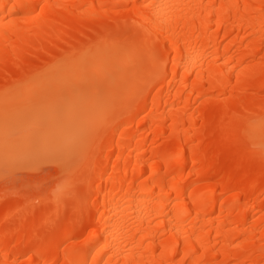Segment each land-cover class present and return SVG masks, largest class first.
Masks as SVG:
<instances>
[{"label": "bare ground", "instance_id": "bare-ground-1", "mask_svg": "<svg viewBox=\"0 0 264 264\" xmlns=\"http://www.w3.org/2000/svg\"><path fill=\"white\" fill-rule=\"evenodd\" d=\"M94 77L23 128L11 85ZM50 158L74 200L8 184ZM0 159V264H264V0H0Z\"/></svg>", "mask_w": 264, "mask_h": 264}, {"label": "rangeland", "instance_id": "rangeland-1", "mask_svg": "<svg viewBox=\"0 0 264 264\" xmlns=\"http://www.w3.org/2000/svg\"><path fill=\"white\" fill-rule=\"evenodd\" d=\"M96 36V35H94ZM97 35L96 37H99ZM90 40H87L86 43H83L84 45H87ZM127 62L123 61L121 63V66L118 68H112L109 70L108 76L107 77H117L118 83L116 84V88L121 91L122 89H128L126 92H130L134 90L136 87V84L138 83L139 75L142 76V74L137 73L133 78H134V84L131 86V84L127 81H125V77L128 74V67H127ZM13 84V83H12ZM111 83H106L101 80H97L95 77L92 79L87 80L86 82H83V85H81L79 80H73L69 79L67 82L62 83V82H55V81H50L48 82V85L40 83L35 85L34 87H29L28 83H23L22 85H11L9 91L14 92L16 90H20L19 95L23 96V98H32L31 101L33 100V103L36 109L38 111L28 112L27 110H18V107L14 106H8L6 110L9 112H12V114L16 115L19 117V119L24 118L26 112L31 114L30 118L28 119L27 123L24 125L23 128H29L33 122H35L38 119H41L45 116V113L50 110L49 107L52 104H59L62 103V101H73L74 103L77 102L76 104L79 105V100H86L88 98V101H91V92L96 91L95 93L101 92H107V91H112L113 90V85H110ZM42 86H45L42 88ZM9 87V86H8ZM121 89V90H120ZM130 90V91H129ZM8 91V92H9ZM10 94V93H8ZM37 96V97H36ZM35 97V98H33ZM26 104H29L27 102ZM63 105V103H62ZM62 105H58V108H62ZM76 106V105H75ZM17 108V109H15ZM46 108V112H42V110ZM99 108V107H98ZM98 108H94L90 114V120H94L96 116L98 115ZM46 113V114H47ZM61 123L63 121L71 123V120L67 118V116L60 117ZM59 119V120H60ZM74 125V124H73ZM39 148L34 147L31 148L29 151L28 155L31 157L32 155L36 154L38 152ZM83 158V157H82ZM54 160L53 158L47 159L43 162H40L37 165H30L29 167H25L24 169L17 171L13 174L12 177H10L8 184H13L16 187H19L21 189H25L29 193V195H32L33 192H36L35 190L37 189H48L47 191H52L53 192V187L55 185H52L51 187H44L43 182L45 180H51L52 177L56 176L57 172V165L53 164L52 162ZM88 160V156H87ZM87 160L86 159H81L80 163L74 167L73 171L71 173H66L64 174L63 178L66 179L70 177V175L75 176V184H79L84 177L86 176V169H87ZM2 164H3V159H0V171L2 170ZM35 189V190H33Z\"/></svg>", "mask_w": 264, "mask_h": 264}, {"label": "snow or ice", "instance_id": "snow-or-ice-1", "mask_svg": "<svg viewBox=\"0 0 264 264\" xmlns=\"http://www.w3.org/2000/svg\"><path fill=\"white\" fill-rule=\"evenodd\" d=\"M18 6L16 4L12 5L11 9H7L11 14L14 9ZM19 7H34L39 8V5L30 6V5H20ZM145 7H154L152 5H146ZM53 187V195L56 196L57 202L59 203L62 200H74L76 198V184L69 182L68 180L64 179L62 176H54L51 180H45L43 182L44 187ZM84 210V201L81 199L78 204L73 205V211L75 212H83Z\"/></svg>", "mask_w": 264, "mask_h": 264}]
</instances>
